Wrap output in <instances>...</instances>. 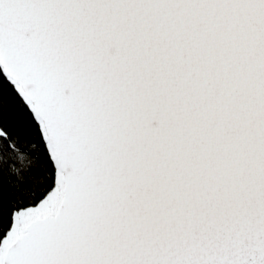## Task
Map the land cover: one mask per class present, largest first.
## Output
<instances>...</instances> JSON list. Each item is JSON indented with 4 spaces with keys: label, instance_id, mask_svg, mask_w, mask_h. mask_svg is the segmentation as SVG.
<instances>
[{
    "label": "snow or ice",
    "instance_id": "6c2138e0",
    "mask_svg": "<svg viewBox=\"0 0 264 264\" xmlns=\"http://www.w3.org/2000/svg\"><path fill=\"white\" fill-rule=\"evenodd\" d=\"M0 264H264V0H0Z\"/></svg>",
    "mask_w": 264,
    "mask_h": 264
}]
</instances>
